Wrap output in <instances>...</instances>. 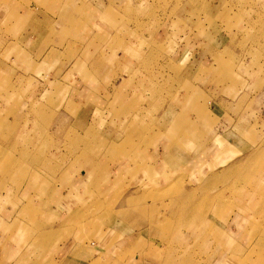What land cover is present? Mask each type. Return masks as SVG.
Instances as JSON below:
<instances>
[{"label":"rangeland","instance_id":"rangeland-1","mask_svg":"<svg viewBox=\"0 0 264 264\" xmlns=\"http://www.w3.org/2000/svg\"><path fill=\"white\" fill-rule=\"evenodd\" d=\"M2 4L10 14L0 32V44H9L0 47V125H8L0 134L12 142L17 135L27 137L11 145L6 169L18 170V147L21 155L33 153L35 138L43 141L36 155L56 151L51 124L71 87L89 84L91 92L101 94L128 79L139 92L142 110L125 130V139L109 143L116 111L100 112L105 103L90 96L89 103L99 109L95 125L102 126L90 131L79 127L82 132L70 128L62 150L75 145L81 147L75 151L77 160L105 152L109 163H134L119 178L137 184L142 193L130 201L133 211H125L136 227L116 224L113 211L129 195L123 187L112 198L105 196V206H93V218L83 229L104 224L132 234L139 246L145 241L139 235L152 231L164 264H210L221 251L217 264L227 259L264 264V240L259 238H264V0H0ZM101 10L110 13L107 19ZM75 107H80L77 101L69 113L76 119ZM210 115L218 125L214 132L200 125ZM165 129L185 156L202 151L219 166L214 183L196 186L178 173L170 178L181 183L178 187L161 193L151 189L152 177L139 166L146 163L140 155ZM216 134L233 146L221 157ZM136 151L139 157L127 160ZM20 168L28 174V167ZM237 215L249 221L244 224L246 255L238 253L236 235L223 224ZM120 236L118 241H124ZM133 252L101 263L124 264ZM31 258L18 264H33Z\"/></svg>","mask_w":264,"mask_h":264},{"label":"crops","instance_id":"crops-1","mask_svg":"<svg viewBox=\"0 0 264 264\" xmlns=\"http://www.w3.org/2000/svg\"><path fill=\"white\" fill-rule=\"evenodd\" d=\"M100 12V16H104L105 19H107V15H110V13L107 15L105 12L102 13V10ZM9 14L8 6L5 5L4 8V4H2V8L0 7V32H4V24ZM32 18H35L34 15ZM22 19L19 18V20ZM32 38L36 39L33 36L30 37V41ZM5 43L2 41L0 44L1 50L9 45ZM22 45L20 42L18 47L22 49ZM188 58L184 61L187 62ZM35 63L38 64V62ZM17 75L22 76L19 72ZM50 77H53L52 74ZM69 90L65 97V103L60 109L61 114L58 109L57 120L51 124L50 136L53 137L56 151L50 149V152L45 151L44 156L36 155L38 149L42 147L43 141L41 138L36 141L35 138L33 144L36 150L33 153L29 151L28 154L21 155L22 148L18 147L20 156L15 157L18 161V170L15 167L9 170L5 166L9 156L12 155L9 151L11 145L27 137L18 138L19 135H17L16 140L12 142V140L4 139L0 134V148L3 153L0 152V168L5 170V172H0V264H18L25 257L30 256L33 257V259L31 258L33 264H97V261L98 264H102L101 260H109L114 263L118 260L117 257H122L129 251L133 252L136 248H139V252H133L134 254L127 257L124 264H164L162 246L153 239L152 231L148 232L146 237L142 234L139 235L140 238L136 237L139 240H145L141 241L143 244L139 246V243L134 242L137 239L133 238L132 234L123 235L120 230L107 228L104 224H99L97 228L93 227L88 231L83 229L82 224L91 222L90 220L93 218L90 216L93 206L105 202V196L112 198L114 193L123 187L125 190L127 189L130 196L126 195L124 204L119 205L113 211L117 220L116 224H129L132 230L136 227L132 225L135 221L132 217H126L125 211L127 210L129 213L133 211L130 201L137 200L135 198L142 196V193H139L137 184L133 185L128 179L121 180L119 178H122V169L126 165H129L127 169H133L134 163L127 164L125 161L120 163L117 160L109 163L103 156L105 152L98 156L86 155L77 160V156L80 154L77 152L81 151V147L78 148L75 145L65 151L62 150V145L68 143L70 128L78 132L81 131L79 127L83 130L91 126H102L100 123L95 125L93 117L99 109L89 103L90 96L105 103L100 112L116 111L118 114L113 113L115 117L113 139L109 143L120 144L126 137L125 130L133 127L135 118L142 110H140L139 92L135 90V86L128 79L106 89L101 94L96 91L91 92L89 84L81 89L71 87ZM74 91L78 93L74 98L75 102L74 99H72L73 101L70 99ZM42 95L43 93L40 96ZM78 97L82 98L81 103ZM76 101L80 107H75V110H78V118L75 119L69 112L74 110L73 106L76 105ZM46 108L53 111L48 106ZM58 119L59 122L65 121L69 124H60ZM200 125L212 129V132L216 131L218 126L212 115L208 121H202ZM7 126H1L0 133L4 132L8 128ZM35 126L37 125L35 124ZM166 126L170 130L171 124ZM90 129L88 130L90 131ZM30 131L29 126L28 132ZM166 131L167 129L162 130L161 136L154 139L151 146L140 155L141 158L146 159V163L142 161L139 166L143 165L152 177L150 180L153 183L151 189L161 193L172 186L178 187L181 183L177 179L170 180L171 176L178 173H184L186 182L189 183L192 180L193 185L196 186L204 185L206 182L214 183L219 166L215 167L209 156L204 155L202 151L189 157L185 156L184 151L181 153L175 148V141L169 135L170 131ZM80 135L77 137L78 143L82 142L83 137ZM214 139L215 150L220 152V157L227 149L233 148L226 139L218 137L217 134ZM219 139L226 140L227 143L220 144ZM75 151L77 152L75 153ZM138 157L136 151L131 153L127 160L133 161ZM186 159H188V163L185 162ZM21 166L28 167V174L25 168V171L21 170ZM98 177V182L95 184L94 181ZM106 202L108 203V201ZM103 204L105 206V203ZM247 222L249 221L246 218L237 215L236 218L223 223L224 228L231 231L232 235H236V239H238L237 251L239 253L240 249L244 255L249 252L248 244L243 242L248 239L244 231V224H248ZM118 233L124 241H118ZM229 238L232 239L231 236ZM259 238L264 240L262 237ZM221 252L216 253L210 264L218 263L217 257L222 254ZM226 253L227 256H232V251H226ZM238 253L236 254L240 255ZM223 264L234 263L231 259H227Z\"/></svg>","mask_w":264,"mask_h":264},{"label":"bare ground","instance_id":"bare-ground-1","mask_svg":"<svg viewBox=\"0 0 264 264\" xmlns=\"http://www.w3.org/2000/svg\"><path fill=\"white\" fill-rule=\"evenodd\" d=\"M218 141H221V142H223L224 140L223 139H219ZM226 141V140H225ZM116 145V144H115Z\"/></svg>","mask_w":264,"mask_h":264}]
</instances>
